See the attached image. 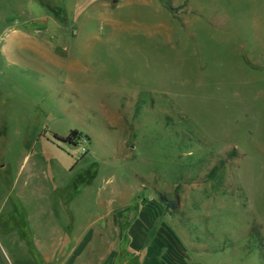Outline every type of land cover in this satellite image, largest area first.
<instances>
[{
	"label": "rangeland",
	"instance_id": "obj_1",
	"mask_svg": "<svg viewBox=\"0 0 264 264\" xmlns=\"http://www.w3.org/2000/svg\"><path fill=\"white\" fill-rule=\"evenodd\" d=\"M74 3L0 0V33L51 13L39 34L47 51L28 48L23 68L0 77L5 257L20 264L19 247L51 242L64 256L92 221L101 239L106 194L112 211L129 201L149 208L189 263L264 264V0H214L228 10L218 26L172 6L174 34H110L92 15L99 6L83 10V33L73 34ZM153 7L129 2L119 12L132 20L146 9L156 22ZM72 129L74 143L55 137ZM111 216L115 245L122 230Z\"/></svg>",
	"mask_w": 264,
	"mask_h": 264
},
{
	"label": "crops",
	"instance_id": "obj_2",
	"mask_svg": "<svg viewBox=\"0 0 264 264\" xmlns=\"http://www.w3.org/2000/svg\"><path fill=\"white\" fill-rule=\"evenodd\" d=\"M154 1L151 4L154 5L153 11H151L158 18L156 22L149 15L144 14V11L151 6L149 4L153 0H75L72 12L74 14L73 22L75 26L72 33H83L82 26L84 24H79V17L84 12L83 10L87 7L93 10V7L99 6L100 11L98 16L92 14L93 11L91 14L108 28L110 34H124L128 32H130L129 34H138L139 30L143 34H174L175 28L171 19V12L159 0ZM129 2L146 7V9L143 13L132 14V20L126 18L119 12V9L123 4ZM171 2L172 6H178L179 9L183 8L189 11V14L193 11L202 12L213 25L218 26L222 24V21L227 17L228 10L219 11L211 7L214 0H171ZM58 8L60 16L57 21L64 24L63 22H67L64 19L66 13L62 10L64 13L62 15L60 13L61 7ZM50 14V12H47L39 17L40 24L37 25L33 22L18 20L16 18L3 28L0 33V53L3 60L0 66V77L13 68H23L22 53L26 52L28 48L35 50L38 54H44L47 51V49H44L45 47L40 40L39 34L49 23L51 19ZM189 14L185 15L188 27L187 32L189 34H196L195 26L192 23L194 20L193 15L189 19ZM202 29L204 28L199 30L203 31ZM207 29L205 27V30ZM133 95L136 96V94ZM135 99L131 97L132 104H134ZM108 197L105 194L102 197L103 201L102 198L100 200V204L103 205L102 209L105 210L104 213H102V210L100 212L104 215L105 219V222L103 221L99 226L101 239L93 237V231L96 226L92 221L89 223V227L85 230L83 236H75L71 247H68V251L64 256H57L54 249H52L54 247L53 242L46 247V251L39 249L32 252L28 248L19 247L20 264H195L188 262L177 240L172 238L170 232L166 230V225H156L153 212L149 208L137 207L133 209L129 201L124 207L120 209L116 208L115 211H112V208L109 209L108 205L115 200V197ZM109 213L113 215L110 219L111 225L113 224L118 227L120 225L122 230L121 239L118 238L115 245H113V241H109L106 234V229L109 226ZM41 246L44 247V243ZM34 253L39 259L27 260L29 262H25L27 256ZM0 264H11L1 248Z\"/></svg>",
	"mask_w": 264,
	"mask_h": 264
},
{
	"label": "trees",
	"instance_id": "obj_3",
	"mask_svg": "<svg viewBox=\"0 0 264 264\" xmlns=\"http://www.w3.org/2000/svg\"><path fill=\"white\" fill-rule=\"evenodd\" d=\"M166 7L169 10L173 9L172 6H170L169 4H166ZM78 133L79 132L77 129H72L69 131V133L66 136H61V135L55 134V137H57L58 139H60L62 141H66L68 143H74L75 142L74 139ZM159 197L168 207H173V205H172L173 203L169 202V200L163 194H160Z\"/></svg>",
	"mask_w": 264,
	"mask_h": 264
}]
</instances>
